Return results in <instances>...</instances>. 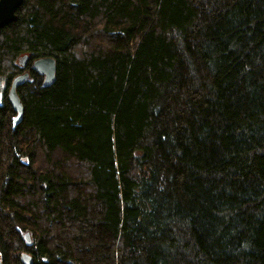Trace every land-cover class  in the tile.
Wrapping results in <instances>:
<instances>
[{
	"label": "trees",
	"instance_id": "16d2710c",
	"mask_svg": "<svg viewBox=\"0 0 264 264\" xmlns=\"http://www.w3.org/2000/svg\"><path fill=\"white\" fill-rule=\"evenodd\" d=\"M23 252L264 264V0H23L0 28V263Z\"/></svg>",
	"mask_w": 264,
	"mask_h": 264
},
{
	"label": "water",
	"instance_id": "95a60500",
	"mask_svg": "<svg viewBox=\"0 0 264 264\" xmlns=\"http://www.w3.org/2000/svg\"><path fill=\"white\" fill-rule=\"evenodd\" d=\"M23 0H0V28L13 22L17 18V12L20 9ZM27 55H23L19 60L20 64H24ZM33 69L38 73L44 74V85H49L53 82L56 70L55 59L49 56L41 57L33 61ZM28 72L17 75L11 82L7 91V100L13 109L16 111L15 122L21 119L23 106L17 93V86L28 78ZM26 240L29 242V234H25ZM22 261L24 264H31L32 257L26 253H22ZM1 264V263H0Z\"/></svg>",
	"mask_w": 264,
	"mask_h": 264
},
{
	"label": "rangeland",
	"instance_id": "374dc122",
	"mask_svg": "<svg viewBox=\"0 0 264 264\" xmlns=\"http://www.w3.org/2000/svg\"><path fill=\"white\" fill-rule=\"evenodd\" d=\"M18 13V12H17ZM44 79V78H43ZM9 88V87H8ZM16 112V111H15Z\"/></svg>",
	"mask_w": 264,
	"mask_h": 264
},
{
	"label": "bare ground",
	"instance_id": "6f19581e",
	"mask_svg": "<svg viewBox=\"0 0 264 264\" xmlns=\"http://www.w3.org/2000/svg\"><path fill=\"white\" fill-rule=\"evenodd\" d=\"M32 67H33V64H32Z\"/></svg>",
	"mask_w": 264,
	"mask_h": 264
}]
</instances>
